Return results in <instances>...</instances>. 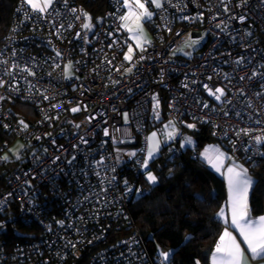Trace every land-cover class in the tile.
I'll return each instance as SVG.
<instances>
[{
  "label": "built area",
  "instance_id": "obj_1",
  "mask_svg": "<svg viewBox=\"0 0 264 264\" xmlns=\"http://www.w3.org/2000/svg\"><path fill=\"white\" fill-rule=\"evenodd\" d=\"M123 12L120 0L13 7L0 41V128L23 148L0 159L17 163L0 184V264H163L130 213L138 195L128 189L145 190L127 171L142 172V157L123 166L121 154L144 153L157 112L199 121L231 157L264 165V0H165L149 43L131 53Z\"/></svg>",
  "mask_w": 264,
  "mask_h": 264
},
{
  "label": "trees",
  "instance_id": "obj_2",
  "mask_svg": "<svg viewBox=\"0 0 264 264\" xmlns=\"http://www.w3.org/2000/svg\"><path fill=\"white\" fill-rule=\"evenodd\" d=\"M18 1L0 0V41ZM14 107L23 116L31 110L22 103H16ZM184 119L198 124L192 129L196 138L194 147L181 150L177 145H162L148 169L157 177L155 184L147 182V171L142 170L138 174L127 171V177L145 190L143 194L132 197L129 207L134 228L148 254L171 251L168 264H208L220 234L227 226L224 212L220 214L226 203V186L224 180L212 172L196 153L208 142H217L226 151L228 148L210 137L206 125L194 119ZM4 142L10 155L17 152L19 149L16 150L15 146L21 144L9 131L0 128V144ZM12 147L15 151L10 150ZM134 149L137 150L135 155L129 157L123 166L136 164V160L142 157V150L136 146ZM236 160L243 163L253 181L248 207L250 215L255 217L264 212V165L241 158ZM16 164L5 161L0 166V184L9 168Z\"/></svg>",
  "mask_w": 264,
  "mask_h": 264
},
{
  "label": "snow or ice",
  "instance_id": "obj_3",
  "mask_svg": "<svg viewBox=\"0 0 264 264\" xmlns=\"http://www.w3.org/2000/svg\"><path fill=\"white\" fill-rule=\"evenodd\" d=\"M24 3L31 6L33 11L45 12L50 5L53 4L54 0H23ZM148 0H120V3L123 8L127 9V14L120 16L121 21L128 20L134 17L135 22L137 23V30L134 32L131 28H128L127 25L122 24V28H127L132 38L137 41V47H139L142 51L144 50L143 44L149 43L142 35L141 29L139 25L145 21H150L153 17L154 13L149 11L146 6ZM165 0H150V3L156 9L163 8ZM135 4L136 8H133L132 5ZM137 9L140 11L137 12ZM73 12L76 9H72ZM84 18L86 21H90V17L87 13H84ZM79 18V17H78ZM183 19H189V17H183ZM243 19V17H241ZM84 28L90 29L91 23L87 22L83 25ZM193 45L198 43L196 40H192ZM111 47V45H110ZM133 51L132 47L129 46V53ZM60 53H57L59 56ZM125 60H130L131 56L129 54H125ZM143 59V57H141ZM71 67L70 64L65 65V74L68 75V69ZM131 71V69H128ZM32 74V73H30ZM255 75V73H253ZM0 86H3V81H0ZM207 88V85H205ZM215 93H219V96H216V99L219 100L220 96L224 95V91L221 88H216ZM215 93L209 90L210 95H215ZM3 99V97H0ZM153 101H155L153 105L154 112L159 108V102L156 100V97L153 96ZM207 106V105H205ZM79 108H73L71 111L76 112L79 111ZM125 120L127 121V113L124 114ZM159 114L157 112V118ZM23 123V122H21ZM173 128V131L167 132L168 139L171 140L174 136V125L172 121H169L168 125H165V129L169 127ZM27 127V125H24ZM79 127V126H77ZM189 128L193 127V125H188ZM247 134V130H242ZM107 130H105V135H107ZM157 133H152L149 137L146 138L147 141V152L145 157L143 158V162L141 164L142 169H147L150 160L154 159L160 146L161 141L156 139ZM190 142V141H189ZM255 142L257 145L264 143V136H257L255 138ZM181 147H184L182 144ZM130 155H135L132 153ZM204 156V153H201ZM7 156L0 157V159L7 160ZM222 158L226 157V154L218 152L215 160L216 163L213 164V167H216L217 164L222 166ZM209 159L211 162L210 158ZM219 170V168H217ZM226 179L229 187V209L231 212V224L232 226L239 232L240 237L242 238L243 244L246 245V249H242L240 243L236 241V238L232 236V234L225 230L224 233L220 236L219 241L217 242L213 264H246V260L249 257L245 256V252L250 254V258L255 259H264V216L258 217L256 220L250 218L249 207H248V193L249 189L253 183L251 178L247 174V169L243 168L241 165H230L227 167ZM147 182L151 184H155L157 181V177L152 174V172L148 171L146 175ZM127 186V182H125ZM135 191L139 196L141 195L140 189H128V192ZM4 202L0 201V205ZM224 209H221L222 214ZM218 214V215H220ZM58 223H63L62 221ZM216 253H220L219 260L216 258ZM171 251L169 252H161L159 255L163 259V264H168L169 258L171 256ZM199 264V262H197Z\"/></svg>",
  "mask_w": 264,
  "mask_h": 264
},
{
  "label": "rangeland",
  "instance_id": "obj_4",
  "mask_svg": "<svg viewBox=\"0 0 264 264\" xmlns=\"http://www.w3.org/2000/svg\"><path fill=\"white\" fill-rule=\"evenodd\" d=\"M146 6L148 7L149 11H152L154 13V8L155 7H153L151 5L150 0H148ZM132 7L136 8V5L133 4ZM139 11L140 10L137 9V12H139ZM125 14H127V9L124 8V12H123L122 15H125ZM152 18H151V20H152ZM150 21H145V22H143L142 24L139 25V28L141 29V35L147 41L151 37V33H150L149 28H148V24H149ZM122 24L127 25V27L131 28L134 32L137 30V27H138L137 23L135 22L134 17L131 18V19L122 21ZM128 38H129V41H130L129 46H131L132 49H133L132 52L140 51L141 49L136 46L137 45V41L132 38V36L129 33V31H128ZM144 45L145 44H143V46ZM183 47L184 48L185 47H189V45L188 44H184ZM168 124H169V121H167L165 119L164 120H158V125H156L155 127L150 128L147 131V134H151V133H154V132L158 133V135L162 139V142H163L162 145H165V144L166 145L170 144V145H173V146L177 145L179 147V149H181V150H183L185 148H192L195 145L194 143L196 142V138H195V136L192 133V129L196 128L197 125H198L195 121L182 119L181 123L173 122L175 132H174V136H173V138L171 140L168 139L167 132L173 131V128L170 126L169 128L165 129V125H168ZM188 125H193V127L189 128ZM182 144L184 145V147H181ZM15 148H16V150H17V148L18 149L23 148V145L18 144V147L16 145ZM15 148L12 147V148H10V150L15 151ZM122 150L123 151L121 152V154L124 157L125 156L132 157L133 155H130V154L135 153L137 151L136 149H133L132 147H125L124 149L122 148ZM222 151L224 152V154H226V156L228 157L229 161H233V160L237 161V162H231L232 164L237 163L236 165H242L243 168H245L241 161H238V160L234 159L233 157H231L230 154H228V151H225L224 148L222 149ZM3 156H7L8 157L7 159H9L10 158L9 151L5 152ZM152 160H150V162ZM150 162H149V165H150ZM149 165H148L147 169H145V171H147V172H148V169H149ZM147 172L145 173V178H146Z\"/></svg>",
  "mask_w": 264,
  "mask_h": 264
},
{
  "label": "crops",
  "instance_id": "obj_5",
  "mask_svg": "<svg viewBox=\"0 0 264 264\" xmlns=\"http://www.w3.org/2000/svg\"><path fill=\"white\" fill-rule=\"evenodd\" d=\"M29 7H31V6H29ZM158 120H160V119L156 118L155 121H154L155 124H157V125H158ZM151 134H147V137H149ZM156 139L162 142V139L160 138L158 133H157ZM162 144H163V142L161 143V146H160L159 150L161 149ZM222 149H223V147L219 143H217V142H208V143L204 144V146L197 151L196 155H197V157L200 160H202L207 165V167L212 172H214L217 176H219L223 180L224 179L226 180V181L224 180L225 186H226V203H225V206H224V219H225V222H227L226 223L227 226L222 230L220 236L224 233L225 230H227V231H229L232 234L233 237L236 238V241L238 243H240L241 248L242 249H246V245L243 244V241H242V238L240 237L239 232L231 224V212H230V209H229V206H228V204H229V187H228V182H227V179H226V172H227V167L230 166V165H233L231 162H237V161H235V160L229 161L228 158H222V166L220 164H217L216 167H213V164L216 163L215 157H216L217 153L218 152L224 153L222 151ZM159 150H158L156 156L158 155ZM146 152H147V141H146L144 153L142 155V162H143V158L146 155ZM201 153H204V156H202ZM206 157L210 158L211 162H210L209 159H206ZM235 164H237V163H235ZM217 168H219V170H217ZM142 170L144 172H146L145 169H142ZM250 189H251V187H250ZM250 189H249V193H250ZM249 193H248V198H249ZM261 216H264V212L262 214H260V215L255 216V217H252L250 215V218L253 219V220H256L258 217H261ZM214 253H215V250L210 255L208 264H213ZM220 255H221L220 253H216L217 260H219ZM245 256L249 257L246 260V264H264V259H255V260H253V259L250 258V254L247 253V252H245Z\"/></svg>",
  "mask_w": 264,
  "mask_h": 264
}]
</instances>
